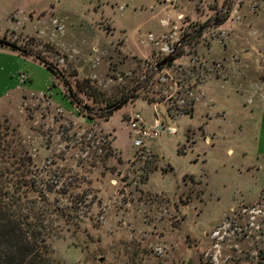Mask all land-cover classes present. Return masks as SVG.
Returning <instances> with one entry per match:
<instances>
[{"label": "rangeland", "instance_id": "obj_1", "mask_svg": "<svg viewBox=\"0 0 264 264\" xmlns=\"http://www.w3.org/2000/svg\"><path fill=\"white\" fill-rule=\"evenodd\" d=\"M0 1L39 12H0V47L57 74L26 55L0 70V93L14 75L30 90L0 113L3 161L20 150L16 168L31 160L20 179L50 192L23 213L47 226L54 213L57 236L36 264H264L260 151L247 132L264 100V0ZM99 98L128 104L106 120ZM135 115L160 129L143 146Z\"/></svg>", "mask_w": 264, "mask_h": 264}, {"label": "trees", "instance_id": "obj_2", "mask_svg": "<svg viewBox=\"0 0 264 264\" xmlns=\"http://www.w3.org/2000/svg\"><path fill=\"white\" fill-rule=\"evenodd\" d=\"M0 45L8 44L0 41ZM9 47L17 50L14 45H9ZM19 55H26L25 50L21 51ZM26 56L28 57L29 54ZM38 60L54 77L57 76L53 67L40 59ZM78 85L76 83L77 90L80 92ZM68 100L71 105H75L72 95L68 97ZM92 102L94 104L103 103L102 111L105 112L102 117H106V120L115 111L128 104V100L108 101L103 98L100 100L93 99ZM87 109L90 108L87 107ZM4 151H6L5 148H0V264H36L38 255L41 254L46 257L49 253L48 239L57 236L51 220L54 213L49 215L50 225L47 226L44 224L45 217L43 219L36 218L35 211H30L28 214H24L23 211L26 201L28 204H36L37 201L46 202L45 195L48 196L50 192L47 188L37 191L34 182H23L20 179L21 175H27V170H29L28 167L31 163L29 156L26 158L28 165L20 164L16 168L15 164L23 155L22 152L18 150L12 153L11 158L15 159V162H11L7 166V162L3 161L6 155V153L3 154ZM30 193H37L32 200H28ZM76 210L74 205L70 206L67 216L73 217ZM34 220L36 222H33Z\"/></svg>", "mask_w": 264, "mask_h": 264}, {"label": "crops", "instance_id": "obj_3", "mask_svg": "<svg viewBox=\"0 0 264 264\" xmlns=\"http://www.w3.org/2000/svg\"><path fill=\"white\" fill-rule=\"evenodd\" d=\"M36 2L38 0H30L28 3L29 5L32 2ZM3 3V4H2ZM6 4V2H2L0 1V12H7V14L9 13H14V15H18L19 18L21 19H27L29 18L30 20L33 21L34 17H38L39 16V12H34L32 11L33 9L30 7L29 10L27 9H19V8H10L9 11L7 10L8 7L7 6H11V5H4ZM35 4H39V2H36ZM60 6V1H58V4ZM59 6H50L48 9L47 6H44L40 13L43 14H47L49 11H52L54 14H58L60 17V11L62 9L59 8ZM24 8H26V5L24 6ZM6 10V11H5ZM6 13H4V17L7 15ZM40 14V15H41ZM28 16V17H27ZM2 48V49H1ZM0 53H8V54H2L4 55L3 57H0V70H4L7 67H12V69H15L18 66H21V62H23L24 60V56L19 55V53L17 54L15 51H8L6 47H0ZM16 56H14V55ZM29 58L26 59H32L34 57H32V55L28 56ZM23 58V60H22ZM33 61L35 60L36 63L42 68L43 65L40 64L39 60L37 59H32ZM26 61V60H25ZM34 61V62H35ZM29 64H31L32 66L36 65L33 62H30ZM39 66H36L37 69H40ZM44 67V66H43ZM7 75V74H6ZM12 75V74H11ZM15 80H16V84H14L13 86L7 88L4 92L0 93V113L3 112L4 110L7 108V106H11V102L14 98H17V96H21L23 92H25L26 90H28V87L26 86V84H22L21 81H19L16 77V75H14ZM8 78H11V76H8ZM31 79H29V82ZM21 83V84H20ZM30 91V90H28ZM261 105L259 107L258 110V116H257V120H256V124L258 123V127L256 126V124L254 123L253 126H250L248 129V133L253 134V130L252 128H254L255 131V146L257 147L256 150H259L260 152H257L256 155V162H255V168L257 169V176L259 177V183L261 184V187L264 188V100L261 101ZM13 104V103H12ZM256 119V118H255ZM156 122V120L154 121V123Z\"/></svg>", "mask_w": 264, "mask_h": 264}, {"label": "built area", "instance_id": "obj_4", "mask_svg": "<svg viewBox=\"0 0 264 264\" xmlns=\"http://www.w3.org/2000/svg\"><path fill=\"white\" fill-rule=\"evenodd\" d=\"M150 41H153L152 37H150ZM22 81L23 80H21V82ZM130 132L133 138V143L136 146H143L145 140L156 139L159 135L160 129H158V126H145L140 116L135 115L130 122Z\"/></svg>", "mask_w": 264, "mask_h": 264}, {"label": "water", "instance_id": "obj_5", "mask_svg": "<svg viewBox=\"0 0 264 264\" xmlns=\"http://www.w3.org/2000/svg\"><path fill=\"white\" fill-rule=\"evenodd\" d=\"M167 61H168V60H166L165 62H163L161 65L164 66V65L166 64ZM101 260H102V259H101Z\"/></svg>", "mask_w": 264, "mask_h": 264}]
</instances>
